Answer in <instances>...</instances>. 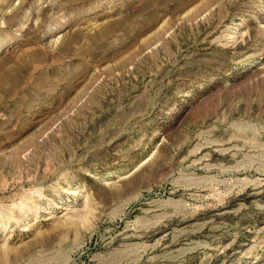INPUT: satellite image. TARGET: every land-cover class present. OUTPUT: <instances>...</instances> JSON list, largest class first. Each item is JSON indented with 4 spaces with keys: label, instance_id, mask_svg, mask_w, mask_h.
<instances>
[{
    "label": "rangeland",
    "instance_id": "1",
    "mask_svg": "<svg viewBox=\"0 0 264 264\" xmlns=\"http://www.w3.org/2000/svg\"><path fill=\"white\" fill-rule=\"evenodd\" d=\"M0 264H264V0H0Z\"/></svg>",
    "mask_w": 264,
    "mask_h": 264
}]
</instances>
